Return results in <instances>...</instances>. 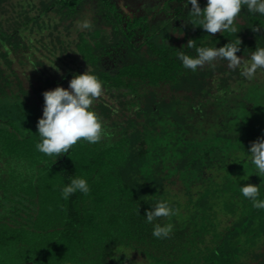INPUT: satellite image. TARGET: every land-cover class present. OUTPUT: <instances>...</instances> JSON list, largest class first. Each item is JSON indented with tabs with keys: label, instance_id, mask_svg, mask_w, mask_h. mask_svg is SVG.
Wrapping results in <instances>:
<instances>
[{
	"label": "trees",
	"instance_id": "1",
	"mask_svg": "<svg viewBox=\"0 0 264 264\" xmlns=\"http://www.w3.org/2000/svg\"><path fill=\"white\" fill-rule=\"evenodd\" d=\"M156 9L155 19L116 0H0V264H264V209L240 191L260 184L264 199L246 153L264 136V69L249 80L226 60L193 72L178 59L196 55L190 40L239 38L247 61L264 47V16L244 7L237 34H210L182 0ZM88 69L104 84L92 108L107 135L58 157L37 151L43 93ZM77 176L90 193L64 200ZM160 200L176 214L147 223ZM168 223V237L152 235Z\"/></svg>",
	"mask_w": 264,
	"mask_h": 264
},
{
	"label": "clouds",
	"instance_id": "2",
	"mask_svg": "<svg viewBox=\"0 0 264 264\" xmlns=\"http://www.w3.org/2000/svg\"><path fill=\"white\" fill-rule=\"evenodd\" d=\"M185 8L191 5V14L198 19V25L210 34L217 32L238 33L235 25L236 18L241 15V9L246 7L249 15L264 16V0H207L202 9L199 0H182ZM88 20L80 22L83 29L91 28ZM261 26L253 27L254 32L260 31ZM190 40L188 47L196 48V55L183 52L178 59L185 69L195 72L205 64L214 67L217 58L226 60L231 69L239 68L246 79H253L258 69H264V47L255 48L250 58L245 61L237 55L240 51L241 40L229 42L222 47H196ZM59 71V69H57ZM104 84L100 78L89 69L83 74H76L69 81L68 88L57 86L43 93L44 107L42 117L38 120L37 129L40 142L36 144L37 151L47 156H60L69 152L78 141L84 140L89 144L99 143L107 132L100 116L92 108L94 101L101 97ZM251 163L256 168L255 175L264 174V136L251 142L248 152ZM260 185V184H259ZM259 185L247 184L240 187L242 195L252 201L253 207L264 209V199L259 198ZM89 182L84 177L71 178L70 183L63 186L61 194L68 200L77 192L89 194ZM168 200H160L146 210V222L152 224L159 217H171L176 214ZM171 223L155 224L152 235L156 238H166L173 230Z\"/></svg>",
	"mask_w": 264,
	"mask_h": 264
},
{
	"label": "rangeland",
	"instance_id": "3",
	"mask_svg": "<svg viewBox=\"0 0 264 264\" xmlns=\"http://www.w3.org/2000/svg\"><path fill=\"white\" fill-rule=\"evenodd\" d=\"M116 1L118 5L122 8V10L129 15L132 14L142 15L146 13V10L153 9L154 12L151 13V16L154 15L155 19L156 17L161 16L159 15L158 9L156 8L159 7V5L163 0H116ZM87 6L88 7L86 8V10L82 11V13L86 15V17L90 16L89 11L90 8L93 7V6H89V4Z\"/></svg>",
	"mask_w": 264,
	"mask_h": 264
}]
</instances>
